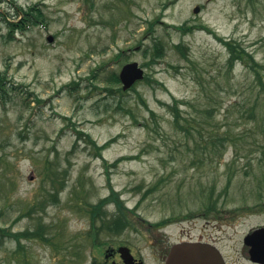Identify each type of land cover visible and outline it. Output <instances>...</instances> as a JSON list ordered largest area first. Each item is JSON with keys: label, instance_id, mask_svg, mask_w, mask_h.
Wrapping results in <instances>:
<instances>
[{"label": "rangeland", "instance_id": "1", "mask_svg": "<svg viewBox=\"0 0 264 264\" xmlns=\"http://www.w3.org/2000/svg\"><path fill=\"white\" fill-rule=\"evenodd\" d=\"M16 1L35 4L47 25L9 38L13 0H0V73L13 90L0 100V225L37 235L20 253L16 241L0 239V264L102 263L104 248L123 241L145 264H159L142 234L161 221L173 243L187 228V237L237 258L242 235L264 224V104L251 59L230 68L221 38L263 69L264 0ZM185 24L198 27H173ZM155 39L165 55L144 65ZM134 60L150 81L110 91L107 75ZM76 128L98 144L114 141L102 156L85 141L74 148ZM110 187L134 210L132 224L94 238L90 205ZM105 207L116 214L114 203Z\"/></svg>", "mask_w": 264, "mask_h": 264}, {"label": "trees", "instance_id": "2", "mask_svg": "<svg viewBox=\"0 0 264 264\" xmlns=\"http://www.w3.org/2000/svg\"><path fill=\"white\" fill-rule=\"evenodd\" d=\"M13 9L15 10V16L12 18H5L6 26L8 27V35L9 38H14L15 33L17 31H20L21 33L26 32L34 25L42 24L43 26L47 25L45 13L41 11L35 4H30L29 6H24L21 3H19L16 0H13ZM0 15L1 12H0ZM3 17V16H0ZM154 22H151V26H153ZM176 30L182 31L184 34L187 32L193 31L198 26L194 25H182V26H173ZM203 29H207L210 31V29L206 28L205 26H199ZM221 40L224 42V44L227 46L229 50V57H228V64L229 67L232 68L238 61L245 60L246 56H249V58L252 61L253 68H255V71L257 72V78H256V85L261 88L258 94V98L256 99L257 102H260L264 104V67L263 69H258L261 64L257 61H255L254 56L247 52L245 48H243L240 43H238L236 40L230 38H221ZM182 43L177 44L176 47L178 49L182 48ZM152 50H149V47L145 50V52L148 54L150 53L151 58L149 61H147L144 65H151L156 62H158L161 58L165 55V45L162 43L161 40L155 39V42L150 48ZM125 52H121L118 54L117 58H123V55ZM183 56L187 57V53L183 52ZM258 66V67H254ZM263 71V72H261ZM146 80H149V75H146ZM106 81L109 86L110 91H115V85L120 84V79L117 71L111 72L109 75H107ZM150 81V80H149ZM70 88L74 89L78 86V82L76 80H73L70 84ZM120 89V88H119ZM121 90V89H120ZM122 91V90H121ZM13 92L12 87L8 86V80L7 76L4 73H0V100L3 102L7 100L9 96H11V93ZM38 101H41V98H37ZM257 104V103H256ZM175 112L174 117L176 119V122L178 123L180 121V112L177 106H174ZM257 109L252 108L251 114L249 119H256L257 118ZM76 134H77V140L78 141H85L87 145H91L92 149H95L97 155L102 156V152L105 148L108 147L110 143L114 141V138H111L112 141H107L103 144H98L97 141L91 136L90 133L86 132L82 129L76 128ZM52 182H55V178L52 179ZM64 185V182L63 184ZM52 187L55 186L51 185ZM55 189V188H54ZM56 192H49L52 195V199L55 201H58L59 199V192L56 190ZM151 191V190H149ZM114 203L117 209L116 214H114L111 217H108L105 213L106 207L105 204ZM91 208L89 209L90 217L92 220V227L93 231L91 232V235L96 238L99 235L103 234L104 230L113 232V233H120L124 230V228L127 227V225L130 223V221L127 219V216L129 212H132L134 210L129 209L123 199L121 198V195L119 192L115 191L113 187H110V194L101 200H99L96 203H91ZM261 206L264 207V202L261 203ZM217 209L216 204H213L210 206L209 211ZM98 221H100V224H98ZM37 235V232L32 231V227H28L24 230H18V231H12L11 228H6L2 225H0V239L3 241L5 238L13 239L17 242V249L16 253H20L21 249H24L26 245L24 244L23 240H31L33 235ZM25 251V249H24Z\"/></svg>", "mask_w": 264, "mask_h": 264}, {"label": "flooded vegetation", "instance_id": "3", "mask_svg": "<svg viewBox=\"0 0 264 264\" xmlns=\"http://www.w3.org/2000/svg\"><path fill=\"white\" fill-rule=\"evenodd\" d=\"M205 215L207 216V214ZM210 223L211 220H209L208 218V220H206V222L204 223V229H207V226H210ZM166 224L167 223L165 221H161L158 223L148 222L150 230L147 232V234L146 232L142 234L147 241L146 244L152 252V255L159 260V264H164L168 253L170 252L172 246L176 243L171 242L168 234L165 232L164 226ZM126 230H124V232ZM258 230H263V232ZM255 231L258 232L254 233ZM180 236L181 240L178 239L179 241L196 240L195 238L187 237L191 236V231L187 228L182 229V233ZM241 243V251L237 258L231 256L230 254H228V252L222 251L223 257L227 264H264V224L246 231L242 235ZM125 247H129L130 251L134 255V262L128 261L127 257L129 254L128 252H126V250L124 251L127 254H125L123 251ZM103 257L104 261L102 263L94 262L93 264H145V256H136L133 252L132 246L128 244L127 241L117 243L116 245L112 244L111 246H106L103 250Z\"/></svg>", "mask_w": 264, "mask_h": 264}, {"label": "water", "instance_id": "4", "mask_svg": "<svg viewBox=\"0 0 264 264\" xmlns=\"http://www.w3.org/2000/svg\"><path fill=\"white\" fill-rule=\"evenodd\" d=\"M194 11H200V7H195ZM52 35L48 36V40L52 41ZM145 77V69L140 66L138 61L126 63L119 73V78L123 84V89L130 88L136 81ZM262 231L263 230H258ZM255 231L254 233L258 232ZM253 233V234H254ZM128 252V261L133 262L134 256L129 249L125 247L123 251ZM125 251L124 253L127 254ZM129 264V263H127ZM138 264V263H137ZM165 264H226L219 248L210 242L202 241H183L172 246Z\"/></svg>", "mask_w": 264, "mask_h": 264}]
</instances>
